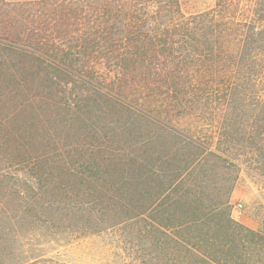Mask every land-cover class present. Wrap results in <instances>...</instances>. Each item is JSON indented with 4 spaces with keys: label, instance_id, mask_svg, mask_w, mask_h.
Instances as JSON below:
<instances>
[{
    "label": "trees",
    "instance_id": "obj_1",
    "mask_svg": "<svg viewBox=\"0 0 264 264\" xmlns=\"http://www.w3.org/2000/svg\"><path fill=\"white\" fill-rule=\"evenodd\" d=\"M251 162L264 0H0V264L107 232L123 264H264L232 215Z\"/></svg>",
    "mask_w": 264,
    "mask_h": 264
},
{
    "label": "rangeland",
    "instance_id": "obj_2",
    "mask_svg": "<svg viewBox=\"0 0 264 264\" xmlns=\"http://www.w3.org/2000/svg\"><path fill=\"white\" fill-rule=\"evenodd\" d=\"M181 2L186 11H194L212 6L215 0ZM235 176L232 211L236 203H242L243 209L239 218H234L250 226L257 225L258 221L264 224V168L261 169L253 162L249 166L243 163L234 172ZM45 247L47 256L69 264H123L125 260L120 242L108 232L68 238L58 244L54 243L52 248L48 244Z\"/></svg>",
    "mask_w": 264,
    "mask_h": 264
},
{
    "label": "built area",
    "instance_id": "obj_3",
    "mask_svg": "<svg viewBox=\"0 0 264 264\" xmlns=\"http://www.w3.org/2000/svg\"><path fill=\"white\" fill-rule=\"evenodd\" d=\"M242 209H243V204L236 203L232 211L233 217H235L236 219L239 218V216L241 215Z\"/></svg>",
    "mask_w": 264,
    "mask_h": 264
}]
</instances>
